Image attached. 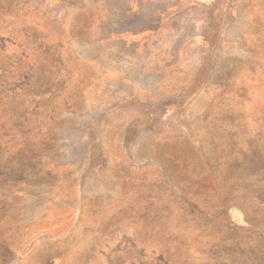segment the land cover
<instances>
[{
  "label": "rangeland",
  "instance_id": "1",
  "mask_svg": "<svg viewBox=\"0 0 264 264\" xmlns=\"http://www.w3.org/2000/svg\"><path fill=\"white\" fill-rule=\"evenodd\" d=\"M0 264H264V0H0Z\"/></svg>",
  "mask_w": 264,
  "mask_h": 264
}]
</instances>
